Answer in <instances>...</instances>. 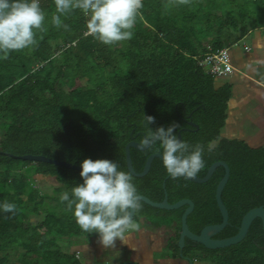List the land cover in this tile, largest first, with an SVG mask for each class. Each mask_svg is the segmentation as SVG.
<instances>
[{
	"label": "trees",
	"instance_id": "1",
	"mask_svg": "<svg viewBox=\"0 0 264 264\" xmlns=\"http://www.w3.org/2000/svg\"><path fill=\"white\" fill-rule=\"evenodd\" d=\"M142 3L132 39L109 46L88 34L89 17L80 9L60 14L55 0H39L46 31L34 30L37 45L0 59V206L16 205L15 214L0 207V264H82L59 240L97 235L84 232L60 199L64 192L72 198V188L83 183L81 171L9 154H42L77 165L88 158L107 159L131 174L126 144L141 143L149 128L167 129L175 122L180 125L176 136L181 130L184 142L204 147L205 166L197 176L203 177L216 161L229 166L222 192L228 224L214 238L235 235L243 215L264 206V146L222 135L232 84L217 83V76L200 65L203 54L229 49L250 32L264 30V0ZM53 15H60L68 28L55 27ZM145 116L154 117L155 123L148 126ZM152 153L163 154L159 142L145 150L130 148L136 172ZM224 172L217 167L203 183L184 177L165 180L169 173L156 157L146 175H131L138 193L152 201L163 200L164 180L169 203L191 199L194 209L187 223L199 233L222 220L215 192ZM36 175L55 179V195L39 190ZM141 204L134 219L144 217L175 232L173 258L182 253L181 258L189 257L187 264H264L260 218L236 244L210 249L186 239L180 251L177 242L187 205L170 210Z\"/></svg>",
	"mask_w": 264,
	"mask_h": 264
},
{
	"label": "clouds",
	"instance_id": "2",
	"mask_svg": "<svg viewBox=\"0 0 264 264\" xmlns=\"http://www.w3.org/2000/svg\"><path fill=\"white\" fill-rule=\"evenodd\" d=\"M174 4H189L190 0H170ZM57 13L65 14L80 9L87 21V32L104 45L131 40L142 0H55ZM45 15L39 0H0V59H8L11 51H20L37 45L35 31L43 27ZM55 27L62 25L60 15H53ZM147 125L155 118L145 116ZM180 127L173 122L167 129L149 128L141 141V147L149 148L159 142L163 148V164L173 179L194 178L204 168L201 144L189 145L178 139L175 130ZM80 176L83 183L72 188V198L64 192L60 199L66 209L73 212L76 223L88 233H97L104 248L115 247L124 242L127 234L140 229L134 216L142 210L141 196L131 174L120 171L117 162L107 159H84ZM5 213L15 214L16 205L5 202Z\"/></svg>",
	"mask_w": 264,
	"mask_h": 264
},
{
	"label": "rangeland",
	"instance_id": "3",
	"mask_svg": "<svg viewBox=\"0 0 264 264\" xmlns=\"http://www.w3.org/2000/svg\"><path fill=\"white\" fill-rule=\"evenodd\" d=\"M253 48V52L257 50V54L253 62L256 64L264 65V30L257 29L247 34L244 38L238 42L232 44L228 49V55L230 59L234 58L235 52L241 51L242 55H247L245 47ZM254 57V56H253ZM262 60V63L257 61ZM230 76L223 75L217 76L216 82L221 83L228 81ZM260 94H255L254 97H250L245 100H237L242 104L236 105L239 107L241 114L238 117V123H243L235 131V134H241L240 130L245 131L246 134L252 135L254 138L251 141L248 139V143L252 146H264V113L263 102L260 101ZM246 102L247 105L245 104ZM233 106V105H232ZM234 108V107H233ZM243 111V112H242ZM229 114V112H228ZM231 116V115H230ZM226 121V125L222 128V135L231 138L234 134L230 133V126L234 121ZM237 121L234 122L235 126H238ZM240 129V130H239ZM261 139L259 141L255 139ZM255 140V141H254ZM35 184L42 193L49 195H55L54 189L58 186V183L51 176L36 175ZM40 217L34 218L39 219ZM136 223L140 225V229L135 232L127 234V239L124 242L117 241L115 247L104 248L99 243V235L94 236H73L71 238H62L59 240V244L64 250L76 252L77 257L82 264H126L127 262H135L137 264H185L187 261H183L181 257L177 260L173 258L172 248L170 246L171 239L175 233L172 227L166 226H154L144 218L139 217L134 219ZM152 225L156 229L148 227ZM172 230V231H171ZM66 248V249H65ZM195 264H208L207 262L195 263Z\"/></svg>",
	"mask_w": 264,
	"mask_h": 264
},
{
	"label": "water",
	"instance_id": "4",
	"mask_svg": "<svg viewBox=\"0 0 264 264\" xmlns=\"http://www.w3.org/2000/svg\"><path fill=\"white\" fill-rule=\"evenodd\" d=\"M192 125H194L196 128H198V125L196 123H193ZM177 138L182 139L181 130L178 131ZM131 147H134V148L139 149V150H145L147 148L141 147V143L137 142V141H130L125 146L126 165H127L129 172L135 176L141 177V176L146 175L150 170V167H151V164H152V161L154 158L157 157V158H160L161 160H163L162 159L163 154L152 153L147 157L146 162H145L144 167H143V170L141 172H136L132 166V161H131V156H130V148ZM9 155L24 159V160L43 161V162L53 163L56 165H61V166L67 167V168L82 171L81 165L73 164V163H70V162L64 161V160L54 159V158H51L49 156H45L42 154H24V155H19V156L18 155H12V154H9ZM219 166H223L224 170H225L224 175L221 178V180L219 181L217 188H216V192H215V198H216V202H217L218 208H219L221 216H222V220L220 223L206 225L205 227H203L201 229V231L199 233L192 232L188 226V223H187V216L194 209L193 201L191 199L184 198V199H180L174 203H169L167 200V192L165 190V180L168 177H170V174L168 176H166V178L163 182V187H164L165 192H164V198L162 201H152L148 197L139 194L141 196V201L145 202L146 204H148L152 207H156V208L172 210V209H177V208H180L184 205H187V207L185 208V210L181 216V226H180L179 238H178V242H177L180 251H182V248L185 244V239H190V240L195 241L197 243H200V244H202L205 247L210 248V249L223 248V247H227V246L236 244V243L240 242L245 237L252 221L255 218L261 219L262 229H263V234H264V206L261 205L258 207L251 208L249 211H247L243 215L242 220H241V224H240L239 229L235 235L230 236V237H226V238H214V235L219 233L228 224V217H229L228 216V210H227V208H226V206L222 200V192H223V189H224V187L228 181V178H229V174H230L229 166L224 161H216V162L211 164V166L208 168L206 174L203 177L196 176L194 178H188L189 180L197 182V183L206 182L211 177V175L213 174L215 169ZM180 254L182 255V253H180Z\"/></svg>",
	"mask_w": 264,
	"mask_h": 264
},
{
	"label": "crops",
	"instance_id": "5",
	"mask_svg": "<svg viewBox=\"0 0 264 264\" xmlns=\"http://www.w3.org/2000/svg\"><path fill=\"white\" fill-rule=\"evenodd\" d=\"M244 47L247 52V55H242L241 51L239 50L235 52L234 58H232V60L230 59L235 69L232 73L228 74V76H230L228 81L221 82H229L232 84V95L229 100L227 113L229 112L228 118L231 115V119L229 120H232L234 122L237 121V123L239 121L238 117H240L241 112L238 111L240 109L236 105L240 106L242 104L240 101L238 102L237 100L241 99L242 101L250 97H254V95L258 93L260 94V101L263 102L264 110V65L256 64V61L254 63L253 60L250 59V57H252V59L255 58V55L258 53L257 50L253 52V48L250 49L247 48V46ZM257 63H262V60L257 61ZM247 103L248 102H246L245 104L247 105ZM260 112L264 113V111ZM234 122L233 124H231L229 129L230 133L234 134L233 137L244 139L247 142L248 139L249 141H251V138L253 140V134L248 135L243 130L239 129V132H241V134H235V131H238L237 129L243 125L244 121L242 123H238V126H235ZM255 140L259 141L261 139L258 138ZM151 226L152 225L148 224L149 228H151ZM153 228L156 229L155 227H152L151 229Z\"/></svg>",
	"mask_w": 264,
	"mask_h": 264
},
{
	"label": "built area",
	"instance_id": "6",
	"mask_svg": "<svg viewBox=\"0 0 264 264\" xmlns=\"http://www.w3.org/2000/svg\"><path fill=\"white\" fill-rule=\"evenodd\" d=\"M200 65L208 73L216 76L228 75L235 69L228 55V48H221L203 54L200 58Z\"/></svg>",
	"mask_w": 264,
	"mask_h": 264
},
{
	"label": "flooded vegetation",
	"instance_id": "7",
	"mask_svg": "<svg viewBox=\"0 0 264 264\" xmlns=\"http://www.w3.org/2000/svg\"><path fill=\"white\" fill-rule=\"evenodd\" d=\"M189 122V124L190 125H192L194 122L192 121V120H189L188 121ZM194 126V125H193ZM187 207V206H186ZM172 231V230H171ZM185 241H186V239H185ZM185 245V244H184ZM184 247V246H183ZM182 255L180 254V257H181ZM175 260H177V258H174ZM182 259H184L183 261H188V259H189V257L188 256H185L184 258H182ZM185 264H187L186 262H185Z\"/></svg>",
	"mask_w": 264,
	"mask_h": 264
}]
</instances>
